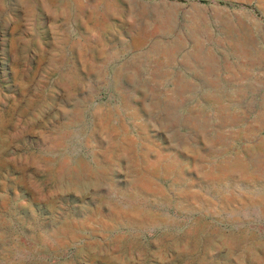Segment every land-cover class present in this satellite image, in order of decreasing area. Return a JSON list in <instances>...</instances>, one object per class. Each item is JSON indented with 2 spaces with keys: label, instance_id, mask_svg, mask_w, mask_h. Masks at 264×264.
<instances>
[{
  "label": "rangeland",
  "instance_id": "1",
  "mask_svg": "<svg viewBox=\"0 0 264 264\" xmlns=\"http://www.w3.org/2000/svg\"><path fill=\"white\" fill-rule=\"evenodd\" d=\"M0 264H264V0H0Z\"/></svg>",
  "mask_w": 264,
  "mask_h": 264
},
{
  "label": "crops",
  "instance_id": "2",
  "mask_svg": "<svg viewBox=\"0 0 264 264\" xmlns=\"http://www.w3.org/2000/svg\"><path fill=\"white\" fill-rule=\"evenodd\" d=\"M212 76H200L199 78L201 80H205V78L207 77L206 80V85L208 86H213L214 88L212 89H207L205 87L198 89V91L196 92H207V91H213V92H229L230 89H225V88H218V86H220L219 84L222 83V81L220 82L221 77H223L225 80L223 83H227L224 85H230V83H232V81H230V75H226V74H222V73H218L216 74L215 72L213 74H211ZM212 77V80H210V78ZM219 79V80H217ZM228 80V81H226ZM263 85V84H262ZM202 86H205V84H203ZM260 91H263L262 89H260Z\"/></svg>",
  "mask_w": 264,
  "mask_h": 264
}]
</instances>
